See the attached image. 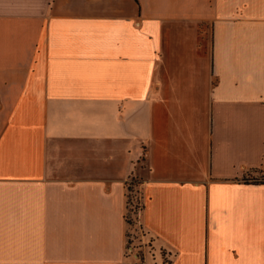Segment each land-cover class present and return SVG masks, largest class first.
Masks as SVG:
<instances>
[{"label": "crops", "instance_id": "obj_1", "mask_svg": "<svg viewBox=\"0 0 264 264\" xmlns=\"http://www.w3.org/2000/svg\"><path fill=\"white\" fill-rule=\"evenodd\" d=\"M0 103V264H130L132 180L149 264H264V0H0Z\"/></svg>", "mask_w": 264, "mask_h": 264}, {"label": "rangeland", "instance_id": "obj_2", "mask_svg": "<svg viewBox=\"0 0 264 264\" xmlns=\"http://www.w3.org/2000/svg\"><path fill=\"white\" fill-rule=\"evenodd\" d=\"M244 179H248L249 182L252 183H264V168L258 169L256 171H252L248 173ZM131 183V181H130ZM139 190L138 188H136ZM141 210H142V199L141 196L136 194L134 200L132 201L131 207H129V215L131 219V227L129 228V235L131 246L135 247L138 251L142 253V255L153 254L151 251L153 245L144 244L145 235L141 230ZM145 246V248H144ZM141 255V254H140ZM127 260H131L127 258Z\"/></svg>", "mask_w": 264, "mask_h": 264}, {"label": "trees", "instance_id": "obj_3", "mask_svg": "<svg viewBox=\"0 0 264 264\" xmlns=\"http://www.w3.org/2000/svg\"><path fill=\"white\" fill-rule=\"evenodd\" d=\"M243 182L246 184H264V183H252V182H249L248 179H244ZM137 185H139V184L135 180H132L131 183L129 182L127 185V212H126V222H127V228H128L127 229V237L129 235L128 234L129 228L131 227V223H132L130 217H128L129 207H131L132 201L134 200L136 194L139 193V190L136 189L138 187Z\"/></svg>", "mask_w": 264, "mask_h": 264}, {"label": "built area", "instance_id": "obj_4", "mask_svg": "<svg viewBox=\"0 0 264 264\" xmlns=\"http://www.w3.org/2000/svg\"><path fill=\"white\" fill-rule=\"evenodd\" d=\"M149 244H151V243H149ZM131 245L132 244L130 242V238L127 237L126 256H127V258L131 259L130 264H149L148 257L146 255H142V253L140 251H138L135 247H133Z\"/></svg>", "mask_w": 264, "mask_h": 264}]
</instances>
